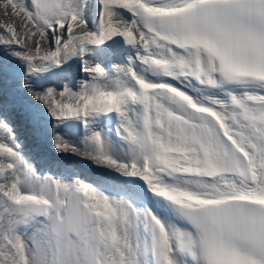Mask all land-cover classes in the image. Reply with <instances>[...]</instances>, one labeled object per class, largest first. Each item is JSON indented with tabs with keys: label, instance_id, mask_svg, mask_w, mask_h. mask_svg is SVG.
<instances>
[{
	"label": "snow or ice",
	"instance_id": "1",
	"mask_svg": "<svg viewBox=\"0 0 264 264\" xmlns=\"http://www.w3.org/2000/svg\"><path fill=\"white\" fill-rule=\"evenodd\" d=\"M0 7V264H264V0ZM13 118L99 174L40 175Z\"/></svg>",
	"mask_w": 264,
	"mask_h": 264
},
{
	"label": "bare ground",
	"instance_id": "2",
	"mask_svg": "<svg viewBox=\"0 0 264 264\" xmlns=\"http://www.w3.org/2000/svg\"><path fill=\"white\" fill-rule=\"evenodd\" d=\"M93 3H95V0H92ZM98 15V8H97V13ZM9 23H13L19 30V20L18 19H15L11 16H6L5 15V12L2 8V11L0 13V24H9ZM90 25H92V21H89ZM3 30L0 29V32H2ZM118 42L119 44L124 47V48H129L130 46L126 45L125 42L122 40V39H119L118 38ZM113 43L112 41H109L108 44H111ZM107 47V45H101L99 49H92L88 55H86L84 58L85 59H88L89 57H94L95 55H99L98 57L101 56V50L103 48ZM3 53L0 52V55H2ZM101 59V58H100ZM100 59H95L94 58V62H98ZM125 60H127V57H125ZM13 63L17 64L19 69H20V79H19V82L17 84V87L18 88H22V84H23V78H24V74L26 73L27 69H26V66L21 64L18 60H14ZM106 69L107 70H110L111 69V65H107L106 66ZM85 76V74H84ZM58 77V73H57V70L56 69H51L50 71L48 72H43V73H38L37 75L31 77V83L34 85V86H37V85H45V80L47 78L49 79H52L51 81H55V82H60V80L57 78ZM50 86H47V87H53V83L52 85L49 84ZM193 85L195 87V92L192 93L194 96L196 97H202V96H206L208 95V91L204 88H201L199 85H195V83L193 82ZM64 87V85H61L59 83V88L62 89ZM35 90L37 91H40V92H43L45 89L43 87H36ZM28 99V102L32 105H35L37 108H39L41 111H43L45 113V116H46V119L48 121H51V117H47V110L43 108L42 105H39L38 102H36L35 100H33L31 97H27ZM16 122L19 124V129H20V132H21V136H22V142H20L21 145H24L25 144V147L23 148L22 147V151H23V155H25L27 157L26 154H30L34 157H36L38 159V161L42 164H51L52 166H60L61 163L60 161L62 159H65V161L67 163H70V164H76V165H71V168L68 169V174H71V175H80V173L82 175H85L84 173H86L85 171H83L82 168H80L81 166H83L84 164L85 165H89V166H92L90 165L87 161L85 160H81L80 158L74 156V155H70V154H61V155H57L53 145H52V142H51V138H50V133L45 131L43 133H41L43 135V137L45 138L46 140V143H47V146L48 148H50V150L55 154L54 156L51 155L50 153H48V151L46 150H43L40 148V139H36L28 130L27 128L25 127V125L19 120V119H16ZM69 123H75V122H69ZM64 126V125H62ZM61 126V127H62ZM65 126L68 127V124H65ZM79 126V125H78ZM59 130V129H58ZM57 130V131H58ZM62 133V132H61ZM84 134V133H83ZM50 141H48V140ZM66 140H68L70 143H73L75 145H79V141L80 139H74L73 141H70L68 138H65ZM25 151V152H24ZM25 153V154H24ZM83 163V164H79V162ZM48 166V165H47ZM61 167V166H60ZM59 167V168H60ZM58 168V167H57ZM62 168V167H61ZM66 168V167H65ZM67 170V168H66ZM99 173L96 172V175L97 176ZM54 177H57L55 176L54 174ZM90 181V180H89Z\"/></svg>",
	"mask_w": 264,
	"mask_h": 264
},
{
	"label": "rangeland",
	"instance_id": "3",
	"mask_svg": "<svg viewBox=\"0 0 264 264\" xmlns=\"http://www.w3.org/2000/svg\"><path fill=\"white\" fill-rule=\"evenodd\" d=\"M1 11H2V7H0V13H1ZM99 55H95L94 57H92L93 59L95 58V59H100L101 58V56L100 57H98ZM100 61V60H99ZM98 61V62H99ZM110 65V64H109ZM102 66H104V65H102ZM78 79L79 78H84V74L83 73H81L80 74V76L79 77H77ZM52 79H49V78H47L46 80H45V85L46 86H50L49 84H51L52 85V83H53V87H57V86H59V83L61 84V85H64L63 83H61V82H55V81H51ZM61 128H67V126H62ZM58 132H60V134L61 135H63V132L61 131V129H59L58 130ZM62 132V133H61ZM83 133H81V135L80 136H65L64 138H68L70 141H73L74 139H82L83 138ZM18 140V139H17ZM48 140V139H47ZM48 141H50V140H48ZM18 142H19V140H18ZM20 143V142H19ZM25 152V151H24ZM25 154V153H24ZM71 155V154H70ZM75 156V155H74ZM81 159V158H80ZM81 160H85V159H81ZM85 161H87V160H85ZM61 163H63V164H61L60 166L62 167H60V166H54L53 165V168L54 169H56L57 170V172H60V173H52V172H49V171H42V170H40V169H37L38 170V172H39V174L40 175H44L45 173H47V174H50V175H53L54 176V174H55V176H57L58 178H63V177H66L67 175H70V174H68L67 172H68V169L69 168H71V165H73V164H70V163H67L66 161H65V159H62L61 161H60ZM79 162V161H78ZM90 165H92L89 161H87ZM79 164L81 165V164H83V163H81V162H79ZM74 165H76V164H74ZM73 165V166H74ZM93 166V165H92ZM36 167V166H35ZM58 167V168H57ZM60 167V168H59ZM67 168V170H66V168ZM37 168V167H36ZM80 168H82L83 169V171H85V172H89V173H91L92 174V172H91V170L89 169V167H88V165H83V166H81ZM45 169H47L46 167H45ZM62 173V174H61ZM81 174V173H80ZM85 174V173H84ZM93 175H96V172H94L93 173ZM79 177H81L82 179H85V177H86V174L85 175H78ZM85 180H87V179H85Z\"/></svg>",
	"mask_w": 264,
	"mask_h": 264
},
{
	"label": "water",
	"instance_id": "4",
	"mask_svg": "<svg viewBox=\"0 0 264 264\" xmlns=\"http://www.w3.org/2000/svg\"><path fill=\"white\" fill-rule=\"evenodd\" d=\"M11 123L15 126V129H16L17 131H20V129H19V124L16 122L15 118H13V119L11 120ZM39 139H40V148L43 149V150L48 151V153H50L51 155L54 156L55 154L50 150V148H48L47 143H46V140H45V138L43 137L42 134L39 136ZM88 167H89V169L91 170L92 174L89 173V172H86L85 174H86V178H87L88 180L91 181V180H93V179L96 177L95 175H93V173H94V172H98V171H97V169H96L95 167H93V166H89V165H88Z\"/></svg>",
	"mask_w": 264,
	"mask_h": 264
}]
</instances>
